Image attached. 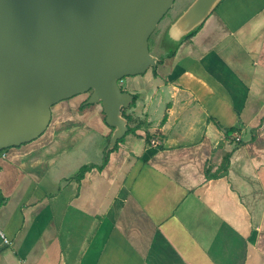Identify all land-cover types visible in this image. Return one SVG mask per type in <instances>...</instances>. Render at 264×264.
<instances>
[{
	"label": "crops",
	"instance_id": "obj_1",
	"mask_svg": "<svg viewBox=\"0 0 264 264\" xmlns=\"http://www.w3.org/2000/svg\"><path fill=\"white\" fill-rule=\"evenodd\" d=\"M145 75L127 111L139 129L103 170L74 178L113 132L103 110L78 112L85 95L4 151L0 264H264V0H222Z\"/></svg>",
	"mask_w": 264,
	"mask_h": 264
},
{
	"label": "water",
	"instance_id": "obj_2",
	"mask_svg": "<svg viewBox=\"0 0 264 264\" xmlns=\"http://www.w3.org/2000/svg\"><path fill=\"white\" fill-rule=\"evenodd\" d=\"M176 0H0V150L49 128L53 106L89 93L113 128L106 151L129 130L134 96L119 82L156 68L149 38ZM222 0H193L168 29L175 46Z\"/></svg>",
	"mask_w": 264,
	"mask_h": 264
},
{
	"label": "rangeland",
	"instance_id": "obj_3",
	"mask_svg": "<svg viewBox=\"0 0 264 264\" xmlns=\"http://www.w3.org/2000/svg\"><path fill=\"white\" fill-rule=\"evenodd\" d=\"M192 2L193 0H176L172 8L162 18V20L157 25L156 30L150 36L149 38L150 53L153 56L157 57L158 60L165 58L166 55L169 54L176 47L168 39V29L171 26V24L174 23L177 20V18L186 11V9L191 5ZM149 70L153 71V68H150ZM145 78H146L145 74L125 77L119 82V86L123 91L128 92L134 96L132 90L139 89V87H141V84L144 82ZM95 106L98 108L99 111L100 110L102 111V106L100 104H95V105L92 104V105H85V107H81V109L78 112H95L96 110ZM57 109L58 106L56 104L55 106H53L52 110L53 112H56ZM127 114H129V112H127ZM128 126H130L129 123ZM92 137L98 141V145L101 144L102 140L104 139L97 133H93ZM110 139H111V133L107 135L105 138L106 150L109 146ZM85 144L86 143L80 144V148Z\"/></svg>",
	"mask_w": 264,
	"mask_h": 264
},
{
	"label": "trees",
	"instance_id": "obj_4",
	"mask_svg": "<svg viewBox=\"0 0 264 264\" xmlns=\"http://www.w3.org/2000/svg\"><path fill=\"white\" fill-rule=\"evenodd\" d=\"M202 26H203V25H202ZM202 26H200L199 28H197L196 30H194L193 32H191L189 35H187V36L182 40L181 43H183L185 40H188V39H190L192 36H194V35L199 31V29H200ZM181 43H180V44H181ZM180 44L177 45V46H176V47H175V48H174V49L168 54V56H170V57H171V56H174L175 53H176V50L178 49V47L180 46ZM161 62H162V59H161V60L159 59L157 65L160 64ZM153 72H154V74L156 75V68H153ZM83 95H85L86 98H85V100L80 104V106H79L78 109H81V107H85L84 102L87 100V98H88V96H89V93H86V94H83ZM75 97H76V96H75ZM73 98H74V97H73ZM138 98H139V97H138L137 95H134V99H133V102H132V104L130 105V107H129L128 109H126V110H123V116H124L125 118L128 119V123H129V125H130V126H129V130H128V132H127L126 135H128V134H136L137 129H139L138 127H139L140 124H136L135 126L131 125V124L133 123L134 120H133V118H132V116H131L130 114H127V111H128L130 108H132V107L135 106L136 101L138 100ZM86 105H87V104H86ZM93 105H95V104H93ZM102 112H103V111H102ZM103 117L105 118V115H104ZM110 128H111V127H110ZM111 129L113 130V128H111ZM234 132H236V128H235V127L228 128V129H227V134H228V135H232ZM253 134H254V133H253ZM123 140H124V138L120 139V140L118 141V143L116 144V146L114 147V149L105 152V154H104V158H103V162H102L101 165H99V166H96V165H84V166H82V167L79 169V171L76 173V175L74 176V178H75L78 182H80L81 179L84 177V175H85L87 172H90L92 169L96 168V169H98L99 171L103 170L104 167H105V166L107 165V163H108L110 153L116 151V150L118 149V145H119V143L123 142ZM147 141H150V137H149V135L147 136ZM5 150H6V149H5ZM5 150H0V153L3 152V151H5ZM105 150H106V149H105ZM229 159H230V153H226V154L224 155L223 159H222V163H221V165L219 166V169H218L217 172H215V173H211V167L206 168V171H205L206 179H207V180H210V179H215V178H217V177H223V176H225V175L227 174V169H228V165H229ZM3 203H4V199H3V197L0 195V206H1Z\"/></svg>",
	"mask_w": 264,
	"mask_h": 264
},
{
	"label": "built area",
	"instance_id": "obj_5",
	"mask_svg": "<svg viewBox=\"0 0 264 264\" xmlns=\"http://www.w3.org/2000/svg\"><path fill=\"white\" fill-rule=\"evenodd\" d=\"M151 144L153 145V146H155V145H158L159 144V141L158 140H153L152 142H151ZM0 157H2V158H5L6 157V152H1L0 153ZM0 235L2 236V238L5 240V242H8V240L4 237V235H3V233L0 231Z\"/></svg>",
	"mask_w": 264,
	"mask_h": 264
},
{
	"label": "flooded vegetation",
	"instance_id": "obj_6",
	"mask_svg": "<svg viewBox=\"0 0 264 264\" xmlns=\"http://www.w3.org/2000/svg\"><path fill=\"white\" fill-rule=\"evenodd\" d=\"M62 102V101H61Z\"/></svg>",
	"mask_w": 264,
	"mask_h": 264
}]
</instances>
